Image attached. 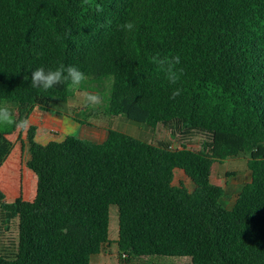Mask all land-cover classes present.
Instances as JSON below:
<instances>
[{"label": "trees", "instance_id": "16d2710c", "mask_svg": "<svg viewBox=\"0 0 264 264\" xmlns=\"http://www.w3.org/2000/svg\"><path fill=\"white\" fill-rule=\"evenodd\" d=\"M177 56L172 84L159 61ZM60 64L85 74L78 90L111 83L95 113L205 139L198 151L173 150L109 130L102 142L41 144L31 125L23 166L36 197L9 202L0 190V264H93L111 244L138 264H264V0H0V106L16 120L56 114L50 102L77 89L33 88L31 72ZM15 129L0 126V140ZM246 154L251 179L228 209L212 167ZM177 171L192 191L174 183Z\"/></svg>", "mask_w": 264, "mask_h": 264}, {"label": "rangeland", "instance_id": "374dc122", "mask_svg": "<svg viewBox=\"0 0 264 264\" xmlns=\"http://www.w3.org/2000/svg\"><path fill=\"white\" fill-rule=\"evenodd\" d=\"M85 85L87 87L85 91L77 89L74 96L66 102L60 100L51 101L50 108L56 114L44 113L41 116L34 115L32 117L31 122L39 128L38 141L41 144H46L50 140L61 141L67 135H73L83 140H101V136L98 139H94L93 137L96 135L92 134V132L96 131L100 133L101 131L106 130L103 128L102 125L105 124V122L109 121V123L111 124L109 128H113L116 131L144 141L148 140L156 144H169L173 150H176V147L177 149L180 148L181 145H185L186 147L195 151H198L200 149L202 142L205 139L203 135L195 133L183 135L181 133H178L174 140H170L171 132L166 126H160L158 129L153 130L147 125L132 122L122 115L110 118L100 115L99 113H95L94 110L100 107V105H106L108 103L111 83L109 81H105L103 84L97 85L95 83L87 82ZM79 89H81V87H79ZM86 92L100 95L102 97V103L96 107L86 105L83 96V94ZM10 109L12 110V108ZM79 121L84 124L81 125ZM0 126L1 128H3V130H8L10 128L9 125ZM4 139L7 140L5 142L4 140H0V147L6 146L7 154H9V152L11 153V151L14 149L19 150L21 152L20 163H22L25 153L23 146L26 141L25 132L16 128L12 136H5ZM6 153L5 155L0 153V164L3 162V160H5L7 156ZM248 157L249 154H246L239 158H235L230 162H223L222 164H219L223 170L229 169L230 172L234 174V176L229 177L221 173V175H214L213 181L215 183L221 184L222 186H226V184H228V188H232L235 185H241V181H238L237 178L239 177V175L242 176V182H244V180L246 179V162ZM179 180L180 177L177 175L174 183L178 185ZM185 180L187 181V186L191 189V183H189L188 179ZM32 188L35 190V185H33ZM227 202L228 200L226 201V204ZM117 237L118 208L116 206H112L110 210V239L114 242L117 240ZM8 238L10 239L8 245L9 247H11L12 243L15 244V241L17 240L16 233H11ZM101 258L103 259L101 260L102 264H137L136 261L129 262L128 260L120 258V256L118 255L117 247L114 244H111L106 247V251ZM179 260L183 261V259L178 258L153 257L150 259L149 263L175 264ZM186 260L187 262H185L184 264H190V259ZM99 261H94V264H99Z\"/></svg>", "mask_w": 264, "mask_h": 264}, {"label": "crops", "instance_id": "0c3cea01", "mask_svg": "<svg viewBox=\"0 0 264 264\" xmlns=\"http://www.w3.org/2000/svg\"><path fill=\"white\" fill-rule=\"evenodd\" d=\"M12 112H13V114H15V112H16L15 109H12ZM42 114H44V112H42L38 109H35L31 113L29 120L31 121V119L34 115L35 116H41ZM52 122H54V121H52ZM31 125L36 126L32 122H31L30 126ZM110 125L111 124L109 123V121H107V122H105V124L102 125L103 128L106 129L107 131L106 130H103V131L100 130L101 131L100 133L96 132V131L92 132V134L96 135L93 137L94 139H98V138H100V136L102 137L101 140H94V141L102 142L103 140H105L107 137L108 131L114 130L113 128H109ZM160 126H163V125H160ZM160 126H158V128ZM158 128H156V129H158ZM156 129H153V130H156ZM38 130H39V128H38ZM174 139H175V137L172 138V136H170V140H174ZM146 141L149 143H152L148 140H146ZM154 144H156V143H154ZM156 145H159V144H156ZM173 146H175V145H173ZM176 149H177V147H176ZM188 149H190V148H188ZM2 151H5V153H6L5 148H3ZM20 157H21V152L19 150L14 149L11 151V153L9 152V154H7L5 160H3V162L0 164V190L4 193V195L6 196V199L8 201H14L15 199H17L21 196L26 201H33L36 197L37 179H36V176L34 175V173H32L30 170L26 169L23 166V162L20 163ZM249 159H250V155H249L247 162H246V167H247V174L245 175L246 179L244 180V182H242L243 177L239 175V177L237 179H238V181H241V185H239V186L235 185L232 188H228V184H226V186H222L219 183H215L213 181V176L214 175H221V173H223V175H225V176H228V174H233V173H231L229 169L223 170L222 167L219 165L221 163H215L212 167L211 183L216 185V186L223 187L226 190V195L223 199V204L228 209H230L234 206L241 188L246 183H248L251 179V174H250V171L248 169ZM231 160H233V159H229L225 162H230ZM177 175L180 177L179 182L184 183L185 186L190 191H192L194 189L193 183L191 182V180L189 178L186 177V175L182 171L176 172L175 180H176ZM233 176H234V174H233ZM185 179H188L189 183H191V185H192L191 189L187 186V181ZM33 185H35V190L32 188ZM227 200H228V202L226 204ZM104 253L105 252H103L101 255H99L95 259L96 262H98L100 260L99 264H102L101 260H103V259L101 257L103 256ZM185 262H187V260L186 261H182V260L178 261L176 264H181V263H185ZM93 264H94V262H93Z\"/></svg>", "mask_w": 264, "mask_h": 264}, {"label": "clouds", "instance_id": "9594fccd", "mask_svg": "<svg viewBox=\"0 0 264 264\" xmlns=\"http://www.w3.org/2000/svg\"><path fill=\"white\" fill-rule=\"evenodd\" d=\"M124 28L131 30L133 25L131 22L125 24ZM159 63L163 66L167 63L168 78L172 84L178 80L174 67L180 63L179 57H174L171 61L161 60ZM86 80L85 74L76 66L60 64L55 69H45L44 67L36 68L31 72V86L33 88H42L45 91L52 89L58 85L66 82L70 84L73 89H79L80 85ZM180 89H176L172 93V98L179 96ZM84 101L86 105L93 107L99 106L102 103V97L98 94L84 93ZM31 121L28 118L16 120L12 110L7 106H0V125H14L17 129L25 131L30 127Z\"/></svg>", "mask_w": 264, "mask_h": 264}]
</instances>
